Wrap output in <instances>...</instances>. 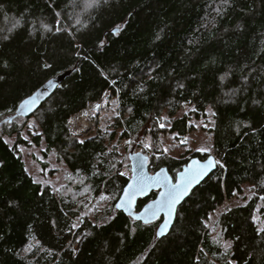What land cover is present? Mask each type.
<instances>
[{
  "label": "trees",
  "instance_id": "1",
  "mask_svg": "<svg viewBox=\"0 0 264 264\" xmlns=\"http://www.w3.org/2000/svg\"><path fill=\"white\" fill-rule=\"evenodd\" d=\"M76 1L0 0V264H264V0H103L83 15ZM64 75L32 115L6 120ZM107 93L117 103L113 129L96 123L93 135L72 134L71 118ZM186 105L196 118L213 109L221 164L159 239L162 219L144 224L115 207L129 178L112 144L146 134L159 149L162 122L184 138L193 129L190 116L177 117ZM33 117L42 132L32 143L44 141V156L55 151L74 178L59 193L35 181L23 160ZM14 135L10 146L4 137ZM194 156L207 158L167 156L156 169L175 177ZM245 185L253 195L222 212L213 232L211 214ZM102 196L111 206L73 228Z\"/></svg>",
  "mask_w": 264,
  "mask_h": 264
},
{
  "label": "rangeland",
  "instance_id": "2",
  "mask_svg": "<svg viewBox=\"0 0 264 264\" xmlns=\"http://www.w3.org/2000/svg\"><path fill=\"white\" fill-rule=\"evenodd\" d=\"M102 1L103 0H78L76 1V3H78L77 6H79L78 13H82L81 15H83V13L86 14ZM96 103V105H91L93 108L89 110L88 119L91 123L90 130H88L86 134L84 133L82 135L76 136L86 137L93 135L98 129L96 123H99V128L103 131L113 129L112 125L117 114L116 101L111 99L110 93H107L102 101ZM191 111L192 107L186 105L177 116H190V124L193 126V129L184 138L178 137L176 133H170L168 131L170 126H168L165 122H162L163 124L161 123L163 127L160 126L161 131L159 149L153 147L152 137L150 138L146 136V134H141V136L130 140L117 138L113 142L112 146L118 151L120 160L125 163L126 167H128V169H125L123 173L128 177L131 176L132 172L130 155L134 152H143L150 157L152 162V166L150 168L151 172H156V167L160 166L167 156H170L176 160H185L195 153L205 154L206 156L210 154L216 155L213 135L210 131L214 126L213 109L208 107L206 115L201 118H196ZM165 120H168L166 116L164 118V121ZM41 132L42 130L38 126L37 117L30 119L27 123V127L22 132V137L26 140H29L31 144H29V146L21 145L20 151L26 164V168L34 180L42 183L43 185H49L53 187V189L59 193L65 188L69 187V184H71L70 181L74 178L70 173L69 167L64 161L59 159L58 154L55 151H53L48 157L44 156V151L46 150V144L44 141L40 146H36L32 143V137L36 134H40ZM4 139L7 143H9L10 146H13L17 141V136H5ZM182 141L184 142L182 143ZM201 148L208 149V151H198V149ZM44 163L48 165L47 168H43L42 165ZM77 184L78 182L74 181L73 186L68 189V193H71L73 190H75ZM244 191V194L240 195L239 197L233 200L225 201L223 206L211 214L208 225L209 228L213 230V232L216 229V223L222 212L246 203L249 197L253 195V191H251V187L249 185L244 186ZM111 203L112 198L110 196H102L101 198L94 200L93 204H91L75 222V225H77L76 228L81 227L85 219L94 218V213H103V210L107 207H110ZM259 218L260 214L257 213L254 217V220L259 222ZM215 234L217 235V233ZM85 235V233L82 234L79 237V241H81ZM222 245L224 249H230L232 247V243L225 240L222 242ZM226 245H230V247H226Z\"/></svg>",
  "mask_w": 264,
  "mask_h": 264
},
{
  "label": "snow or ice",
  "instance_id": "3",
  "mask_svg": "<svg viewBox=\"0 0 264 264\" xmlns=\"http://www.w3.org/2000/svg\"><path fill=\"white\" fill-rule=\"evenodd\" d=\"M45 67L50 66L45 65ZM52 83V81H49L50 85ZM37 99L38 97L31 96L23 100L21 108L30 109L37 102ZM161 127H163V125H161ZM183 142L184 141H182V143ZM81 143H83V141H81ZM198 151L203 152L208 151V149L201 148L198 149ZM214 163L218 162H214L211 158L203 164L200 161L194 160L176 177L168 176L165 169H160L152 176L143 174L134 176L131 182L127 184V187L122 190V195L119 197L115 207L117 209H126L131 213L138 195H143L153 188L162 189L158 199L146 205L142 212L135 214V219L143 220L145 224H149L153 220L161 218L160 214L164 213L163 223L160 225V230L157 232V236L159 237L164 234V229L169 227V218L175 213L177 204L200 182ZM121 175H124V173H121ZM174 180L175 182H173ZM76 226L75 224L72 225L73 228ZM258 232L264 233V227H260ZM226 247H230V245H226Z\"/></svg>",
  "mask_w": 264,
  "mask_h": 264
},
{
  "label": "water",
  "instance_id": "4",
  "mask_svg": "<svg viewBox=\"0 0 264 264\" xmlns=\"http://www.w3.org/2000/svg\"><path fill=\"white\" fill-rule=\"evenodd\" d=\"M119 31V28H114L113 30H112V32L113 33H117ZM66 76L64 75V76H58V77H55V78H52V79H50L49 81H52L53 83L50 85L49 84V81H47L41 88H39L37 91H35L33 94H31L30 96H28L27 98H25V99H28L29 97H31V96H36V97H38V99H37V102L30 108V109H28V108H21V103L19 104V106H18V108H17V111H16V113L13 115V116H11L10 118H8V119H6V120H10V121H12L13 119H15V118H17V117H28V116H30V115H32L36 110H38L39 108H40V106L44 103V101L48 98V97H50L55 91H56V89L59 87V85L62 83V81L64 80V78H65ZM24 99V100H25ZM5 120V121H6ZM4 122V121H3ZM2 122V123H3ZM1 123V124H2ZM0 124V125H1ZM209 158H211L214 162H218V163H214L213 164V166H211L209 169H208V171H207V174L200 180V182L190 191V193L189 194H187L186 196H184L183 198H182V200L177 204V206H176V210H175V213L173 214V216L172 217H170L169 218V227L168 228H166V229H164V234L163 235H161V236H157L159 239H162V238H164V237H166L170 232H171V230H172V228L174 227V225H175V223H176V220H177V215H178V210H179V207L192 195V193H193V191L197 188V187H199L216 169H217V167H218V165H220L221 164V162L218 160V158H217V156L216 155H214V154H210V155H208L207 156V158H205V159H201L199 156H194V157H192L184 166H183V168L179 171V172H177V174H176V176H178V174L180 173V172H182L184 169H185V167L187 166V165H189V164H191L192 163V161H200L202 164L203 163H206L207 161H208V159ZM130 160H131V172H132V174H131V176H129L128 178H129V181H128V183L129 182H131V180H132V178L134 177V176H137V175H141V174H143V175H148V176H152V175H154L156 172H158L160 169H165V171H166V174L168 175V176H170V177H174L171 173H170V171H169V169H168V167H161L160 169H158L156 172H151L150 171V165H149V163H150V157L148 156V155H146L145 153H143V152H134V153H132L131 155H130ZM0 166H1V164H0ZM175 176V177H176ZM173 182H175V180L173 181ZM127 183V184H128ZM125 187H127V185L125 186ZM124 187V188H125ZM154 191H157V195H156V197L154 198V199H152L151 201H149L146 205H148V204H150L153 200H156V199H158L159 198V193H160V191H162V189H159V188H153V189H150V190H148L145 194H143V195H138L137 197H136V203H135V205H134V207H133V210H132V212L130 213L129 211H127L126 209H118V210H120V211H122V212H124V213H126L127 215H130V216H132L134 219H135V214L136 213H139V212H142L143 211V209H144V207L146 206H144L142 209H140V210H138L137 209V206H138V203H139V200L140 199H143V198H148ZM121 195H122V193H121ZM120 195V196H121ZM118 202V201H117ZM160 217L161 218H157V219H155V220H153L151 223H153V222H155V221H157V220H159V219H162V221H161V223H160V225L163 223V217H164V213H161L160 214ZM137 220V219H136ZM139 221H141V222H143L144 223V221L143 220H139ZM145 224V223H144ZM150 224V223H149ZM160 225L158 226V228H157V232L160 230Z\"/></svg>",
  "mask_w": 264,
  "mask_h": 264
},
{
  "label": "bare ground",
  "instance_id": "5",
  "mask_svg": "<svg viewBox=\"0 0 264 264\" xmlns=\"http://www.w3.org/2000/svg\"><path fill=\"white\" fill-rule=\"evenodd\" d=\"M96 104L97 103L90 104L88 108L79 112L78 114H75L71 118V130L73 134L82 135L84 133L86 134V132L90 130L91 123L89 122L88 119L89 110L93 108V106L91 105H96Z\"/></svg>",
  "mask_w": 264,
  "mask_h": 264
}]
</instances>
